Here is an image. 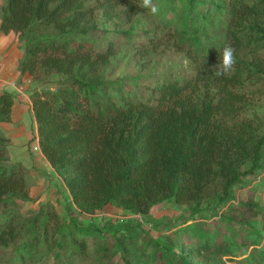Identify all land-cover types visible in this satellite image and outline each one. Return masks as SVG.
I'll list each match as a JSON object with an SVG mask.
<instances>
[{"label": "trees", "instance_id": "obj_1", "mask_svg": "<svg viewBox=\"0 0 264 264\" xmlns=\"http://www.w3.org/2000/svg\"><path fill=\"white\" fill-rule=\"evenodd\" d=\"M0 1L1 31L27 41L22 72L64 78L58 89L35 91L30 98L40 150L82 213L94 215L110 204L145 215L165 201L197 208L214 203L219 211L213 228L184 229L193 233L197 252L210 260H234L251 248L245 260L259 256L254 260L264 264L263 234L254 228L255 219L264 218V205L254 190L243 199L234 193L264 171L263 126L242 116L248 99L241 92L264 78V54L252 71L241 58L254 44L264 45V0H161L172 11L163 24L167 40L187 52L193 75L147 85L142 93L135 92L144 86L142 78L104 75L116 53L114 42L97 50L86 38L99 32L90 24L97 10L109 20L131 21L145 11L138 7L141 0ZM150 44L161 45L154 38ZM228 44L235 49L234 70L216 77L211 67ZM14 107V96L0 92V123L12 121ZM6 142L0 135V264H76L94 257L118 264L119 251L124 264H137L112 229L74 224L68 247L54 241L59 250L47 253L39 236L24 238L26 219L7 208L30 199L28 169L7 161ZM55 219L56 213H37L33 228L47 233ZM249 235L254 241H246ZM157 256L155 264H166V254ZM180 262L199 264L191 253Z\"/></svg>", "mask_w": 264, "mask_h": 264}, {"label": "rangeland", "instance_id": "obj_2", "mask_svg": "<svg viewBox=\"0 0 264 264\" xmlns=\"http://www.w3.org/2000/svg\"><path fill=\"white\" fill-rule=\"evenodd\" d=\"M257 1L249 0V3ZM153 3L160 8L157 15L153 16L145 9L131 21L125 17L109 20L103 10H97L90 24L97 26L99 32L86 36L97 50L107 48L110 41L114 42L116 53L111 57L110 63L103 68V73L110 80L142 78L141 83L144 86L135 89L136 93L145 91L147 85L169 80L184 81L193 75L192 63L188 60L187 52L176 50L175 42L168 41L166 37L167 30L163 24L172 17V11H165V5L161 0H153ZM4 5L5 2L0 1V24ZM174 27L175 24L171 25V29ZM122 31H131V34L124 36ZM151 38L161 45L150 48ZM26 44V38L22 35L14 32L5 34L0 29V92H9L15 98L12 121L0 123V135L7 140V161L10 164L22 163L30 166L27 168L30 199L17 200L7 208L26 219L24 224L29 233L25 236L23 233L24 238L29 239L37 235L42 238L43 251L46 252L47 249L56 251L59 249L54 246V241L62 242L68 247L67 239L74 237L75 234L73 225L79 224L95 230L112 229L115 233H119L121 240H125L128 251L124 245L121 250L135 257L137 264H155L157 254L167 255L166 264L173 262L181 264L180 256L189 253L199 264H257L254 259L261 260L262 257L259 256L245 260L250 255L251 248L238 254L234 260L228 258L210 260L197 252L193 243V233L184 229L198 224L213 228L219 211V207L218 210L215 209L214 203L207 202L197 208L193 204L165 201L154 206L145 215L134 214L110 204L94 215L82 213L72 201L62 178L49 168L38 154V126L30 105V96L33 92L58 89L64 78L43 71L36 75L23 73L22 63L26 54ZM145 44L147 46L142 47ZM263 54L264 45L254 44L245 50L241 58L252 71L256 66L253 64L258 63L256 57ZM242 91L246 93L248 99V106L243 107L242 116L258 124L261 123L264 130V78L255 84L248 83ZM202 94L201 90L198 96ZM243 185L234 188L238 199L245 198L249 191L254 190L257 200L264 205V171L255 179L247 178ZM46 211L58 215L55 222L49 223L47 233L42 229L33 228L32 224L37 213ZM0 212H4V209L1 208ZM255 220L254 228L263 234L264 247V218L259 217ZM108 233L114 234L113 231ZM113 236H111L112 240L115 241ZM254 239L255 235H249L246 241L252 242ZM45 260L52 262L48 257H45ZM114 260L118 264H124L122 252L119 251ZM38 264L42 263L38 262ZM76 264H106V259L94 257L87 263L79 261Z\"/></svg>", "mask_w": 264, "mask_h": 264}, {"label": "clouds", "instance_id": "obj_3", "mask_svg": "<svg viewBox=\"0 0 264 264\" xmlns=\"http://www.w3.org/2000/svg\"><path fill=\"white\" fill-rule=\"evenodd\" d=\"M138 7L147 9L153 16L157 15L160 12L159 6L157 4H154L153 0H141V3L138 5ZM234 53L235 49L230 44L225 45L222 50L219 62L211 67V70L216 77L227 75L234 70V66L236 63Z\"/></svg>", "mask_w": 264, "mask_h": 264}, {"label": "crops", "instance_id": "obj_4", "mask_svg": "<svg viewBox=\"0 0 264 264\" xmlns=\"http://www.w3.org/2000/svg\"><path fill=\"white\" fill-rule=\"evenodd\" d=\"M30 105H31V108H32V103L30 102ZM32 111V110H31ZM33 113V112H32ZM35 123H36V120H35ZM36 126H37V123H36ZM38 142V146H39V139L37 140ZM38 154H40L42 156V158L44 159L43 161L46 162V164L49 166V168L52 169V167L50 166V164L48 163V161L46 160V158L44 157V155L42 154L41 150H40V147H39V150H38ZM24 165V164H23ZM26 168H29L30 166H26L24 165ZM53 170V169H52Z\"/></svg>", "mask_w": 264, "mask_h": 264}, {"label": "built area", "instance_id": "obj_5", "mask_svg": "<svg viewBox=\"0 0 264 264\" xmlns=\"http://www.w3.org/2000/svg\"><path fill=\"white\" fill-rule=\"evenodd\" d=\"M38 149H39V146H38Z\"/></svg>", "mask_w": 264, "mask_h": 264}]
</instances>
